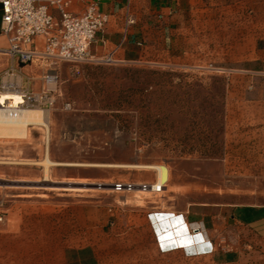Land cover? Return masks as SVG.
Returning a JSON list of instances; mask_svg holds the SVG:
<instances>
[{
	"label": "rangeland",
	"instance_id": "obj_1",
	"mask_svg": "<svg viewBox=\"0 0 264 264\" xmlns=\"http://www.w3.org/2000/svg\"><path fill=\"white\" fill-rule=\"evenodd\" d=\"M216 52L210 48L207 61L162 54L31 64L27 85L50 89L55 100L42 107L48 129L33 125L27 137H0V264H149V254L177 250L186 258L173 257L172 264H219L237 255L264 264V244L244 228L232 225L207 251L188 252V242L161 240L157 224L159 217L180 219L174 235L191 242L183 210L264 197L258 158L264 133L235 109L234 73ZM46 73L56 75L55 83H44ZM45 150L58 162L160 164L168 177L160 192L115 191L116 182L153 183L155 171L51 165L49 181H41L37 162ZM141 216L150 229L138 226Z\"/></svg>",
	"mask_w": 264,
	"mask_h": 264
},
{
	"label": "crops",
	"instance_id": "obj_2",
	"mask_svg": "<svg viewBox=\"0 0 264 264\" xmlns=\"http://www.w3.org/2000/svg\"><path fill=\"white\" fill-rule=\"evenodd\" d=\"M69 1V9L74 12L95 1L98 9L108 15L105 28L97 33L95 42L90 46L93 56L112 52L118 62H135L162 54L171 61H184L197 55L207 61L210 59V48L217 51V60L227 62L224 67L234 73L230 86L239 95L230 92V98L235 97V109H239L253 123L260 124L264 133V0ZM38 2L43 3L44 0ZM48 10L58 18V12L53 7ZM1 15L0 5V25ZM130 18H133V23H128ZM7 46V37L0 28V80L13 78L24 85L26 75L30 74V65H22L5 54L3 50ZM221 52L226 56L221 57ZM258 158L264 174L263 144ZM139 209L145 213L144 208ZM182 212L186 223L197 227L198 231L194 232L191 242L187 237L179 240L172 233V227L179 224L180 219L159 217L157 224L161 240L169 245L188 242L186 251L205 252L211 245V239L223 236L232 225L244 228L264 244V197L244 203H198ZM137 224L141 229H150L144 216ZM181 230H184L183 226ZM150 236V241L155 244L151 230ZM141 240H134V244L141 245ZM157 257L164 264H172L173 257H180L182 261L186 258L181 250H177L158 256L149 254L147 261L157 264ZM219 264H247V260L237 255L220 260Z\"/></svg>",
	"mask_w": 264,
	"mask_h": 264
},
{
	"label": "built area",
	"instance_id": "obj_3",
	"mask_svg": "<svg viewBox=\"0 0 264 264\" xmlns=\"http://www.w3.org/2000/svg\"><path fill=\"white\" fill-rule=\"evenodd\" d=\"M69 0H0L1 32L7 37L8 46L3 50L5 54L22 65L36 63L50 66L59 61L93 60L104 63L118 62L112 52L102 56H93L90 46L95 42L96 35L102 31L108 15L100 11L95 1L89 2L81 11L69 9ZM53 7L58 12L56 18L49 10ZM159 17L161 15H158ZM133 18L128 23H133ZM45 84L55 83L56 75H43ZM31 75H26L25 84L17 80H0V107L6 103L2 96L6 91H17L21 97V106L44 107L51 104L55 98L50 89L42 86L39 91H32L27 85ZM135 186L149 192H160L164 185L140 182H116L112 189L115 191H132ZM194 233L198 228L191 227Z\"/></svg>",
	"mask_w": 264,
	"mask_h": 264
},
{
	"label": "bare ground",
	"instance_id": "obj_4",
	"mask_svg": "<svg viewBox=\"0 0 264 264\" xmlns=\"http://www.w3.org/2000/svg\"><path fill=\"white\" fill-rule=\"evenodd\" d=\"M3 99L6 104L3 107H0V137H5V136L27 137L28 132L31 129L30 127L33 125H43L45 129H48L49 113L46 111V109H43L37 105L21 106L19 104L21 102V97L17 91H13V90L4 92V95L2 96V100ZM46 137L48 138V136ZM37 163L43 165L44 176L41 181H49V168L51 165H93V166L101 165V166L137 167V168L152 169L155 171V176H156L155 181L153 183H155V185H160V186L162 185L165 186V182L167 181V177H168V171L166 167L160 164H134V163L133 164H119V163L99 164V163H79V162H58L51 160L46 150L43 158ZM136 189H139V191L140 190L147 191L141 189L140 187H137ZM172 233L175 234L174 231ZM194 241L195 240H193V242Z\"/></svg>",
	"mask_w": 264,
	"mask_h": 264
}]
</instances>
